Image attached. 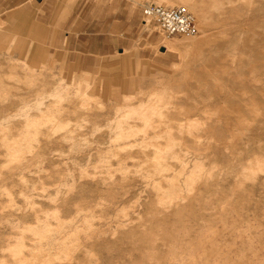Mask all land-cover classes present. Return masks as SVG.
I'll return each instance as SVG.
<instances>
[{
    "label": "rangeland",
    "instance_id": "obj_1",
    "mask_svg": "<svg viewBox=\"0 0 264 264\" xmlns=\"http://www.w3.org/2000/svg\"><path fill=\"white\" fill-rule=\"evenodd\" d=\"M0 264H264V0H0Z\"/></svg>",
    "mask_w": 264,
    "mask_h": 264
},
{
    "label": "built area",
    "instance_id": "obj_2",
    "mask_svg": "<svg viewBox=\"0 0 264 264\" xmlns=\"http://www.w3.org/2000/svg\"><path fill=\"white\" fill-rule=\"evenodd\" d=\"M143 13L149 21H154L165 38L194 37L199 33L197 19L185 5L167 6L148 1L144 4Z\"/></svg>",
    "mask_w": 264,
    "mask_h": 264
},
{
    "label": "bare ground",
    "instance_id": "obj_3",
    "mask_svg": "<svg viewBox=\"0 0 264 264\" xmlns=\"http://www.w3.org/2000/svg\"><path fill=\"white\" fill-rule=\"evenodd\" d=\"M148 19V18H147ZM147 21V20H146Z\"/></svg>",
    "mask_w": 264,
    "mask_h": 264
}]
</instances>
